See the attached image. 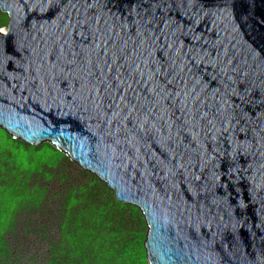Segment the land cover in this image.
<instances>
[{"label":"water","instance_id":"1","mask_svg":"<svg viewBox=\"0 0 264 264\" xmlns=\"http://www.w3.org/2000/svg\"><path fill=\"white\" fill-rule=\"evenodd\" d=\"M0 129L147 228L148 264H264V0H0Z\"/></svg>","mask_w":264,"mask_h":264},{"label":"rangeland","instance_id":"2","mask_svg":"<svg viewBox=\"0 0 264 264\" xmlns=\"http://www.w3.org/2000/svg\"><path fill=\"white\" fill-rule=\"evenodd\" d=\"M7 24L0 14V32L7 31ZM3 134L0 131V220L6 222L0 223V264H148L146 253L144 262L143 251L137 252L127 237L124 203L112 200L108 189L86 175L83 191L74 194L71 181L82 176L74 162L47 143L28 147ZM61 174L67 176L60 180ZM53 175L60 182L48 181ZM81 183L79 178L78 188ZM36 185L40 192L47 189L45 203L37 200ZM106 197L113 201L107 220L101 213ZM105 246L107 253L101 249Z\"/></svg>","mask_w":264,"mask_h":264},{"label":"trees","instance_id":"3","mask_svg":"<svg viewBox=\"0 0 264 264\" xmlns=\"http://www.w3.org/2000/svg\"><path fill=\"white\" fill-rule=\"evenodd\" d=\"M0 131L5 133L1 129H0ZM3 135L5 137H7L9 141H11L9 135H7L6 133L3 134ZM76 171L78 173L82 174V176H80V177L79 176H74V179H72V181H71V186L70 187H72V188H70L69 190L71 191V190H73L75 188L77 189V190L75 189L74 194H78V192L83 191V188H82V184H83V180H84V176L83 175H86V176L90 177V181H91V179H93L94 182H97V184L102 186L105 190L108 189L106 187V185L104 183H102L96 176L91 175V174H90L91 175L90 176L89 174L84 173L83 171H81V169L79 167H76ZM66 176H67L66 174H61V179L60 180H62ZM79 178L82 179V183H81L80 187L78 188L77 184L79 183ZM50 180L60 182V180H57L54 175L48 181H50ZM39 186L40 185H36L34 193L36 194V196H38L37 200L42 201V203H45V201H47V189L46 188H42L41 189L42 193H41L39 191ZM107 191L109 192L112 200H115L114 193L112 191H110L109 189ZM34 199H35V197H32L31 201H34ZM112 200L109 197L103 198L101 200V202H102V206H101V211L102 212L101 213L104 214V216H105L104 218L106 220L107 219H111L109 217V215H108V212H109L108 208L112 204V202H113ZM42 203L40 204V208H41ZM124 205L126 206V209L122 210L121 213H122V219L124 220V223L127 224V228H128V232H127L128 236L127 237L130 238V241H131V243H133V246L137 248V250H136L137 252L143 251V253H144V262H145L144 241H145V235H146V230L147 229H146L144 218H143L142 214L140 213V211L136 207H133L131 205H126V204H124ZM32 209H34V207L30 208L29 211L32 210ZM126 210H128L129 213H126ZM29 211H28V213H29ZM5 222L6 221H4V219L0 220V223H5ZM111 227H113V226L110 225L108 230ZM136 243H137V245H136ZM101 249L104 252H106V253L108 251V247L107 246H105L104 248H101Z\"/></svg>","mask_w":264,"mask_h":264},{"label":"clouds","instance_id":"4","mask_svg":"<svg viewBox=\"0 0 264 264\" xmlns=\"http://www.w3.org/2000/svg\"><path fill=\"white\" fill-rule=\"evenodd\" d=\"M2 33V32H1ZM6 33V32H5ZM13 139V138H12ZM14 140V139H13ZM16 141H19V140H16ZM21 142V141H20ZM48 144V143H47ZM25 145V144H24ZM50 145V144H49ZM27 146V145H26ZM51 146V145H50ZM29 147V146H28ZM52 147V146H51ZM52 148H54V147H52ZM55 149V148H54ZM56 150V149H55ZM56 151H58V150H56ZM126 205H128V204H126ZM132 206V205H131ZM134 207V206H133ZM147 229V228H146ZM146 232H147V230H146ZM145 238H146V235H145ZM144 243H145V241H144ZM145 248V247H144ZM145 253H146V250H145ZM146 261H147V259H146Z\"/></svg>","mask_w":264,"mask_h":264}]
</instances>
